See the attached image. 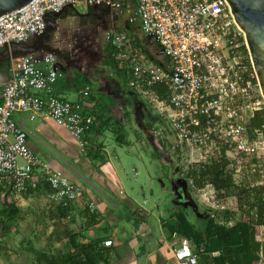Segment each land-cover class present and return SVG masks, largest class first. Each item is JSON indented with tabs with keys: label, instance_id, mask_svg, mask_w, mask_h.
I'll use <instances>...</instances> for the list:
<instances>
[{
	"label": "built area",
	"instance_id": "obj_1",
	"mask_svg": "<svg viewBox=\"0 0 264 264\" xmlns=\"http://www.w3.org/2000/svg\"><path fill=\"white\" fill-rule=\"evenodd\" d=\"M127 1L32 0L0 17V49L41 36L46 31L45 16L61 13L68 6L120 12ZM133 1L137 9L130 23L139 22L144 36L158 46L168 65L153 63L127 34L107 31L104 40L126 72L127 86L168 124L174 138L171 141L169 132L157 126L151 130L153 140L166 156L179 155L190 165L228 168L240 158L252 160L253 172L262 174L264 130H253L252 121L264 111V98L244 32L227 1ZM56 62L57 52L42 59L27 55L10 62L7 83L0 87V198L6 190L22 195L48 186L46 202L69 213L82 197L83 187L54 171L33 152L27 134L13 119L19 112L46 115L67 130L81 154H86L85 138L97 125L83 104L90 98V90L80 92L83 102L79 103L56 96L61 76ZM40 63L45 67L40 68ZM158 86L166 89L168 101L156 92ZM242 169H233V176L239 178ZM210 188L197 190L209 192L203 195L207 205L215 192ZM90 210H94L93 205ZM177 239L176 261L198 264L192 242L184 236ZM104 246L114 258L113 243L107 241Z\"/></svg>",
	"mask_w": 264,
	"mask_h": 264
},
{
	"label": "crops",
	"instance_id": "obj_2",
	"mask_svg": "<svg viewBox=\"0 0 264 264\" xmlns=\"http://www.w3.org/2000/svg\"><path fill=\"white\" fill-rule=\"evenodd\" d=\"M83 7L87 10L86 15H79L74 7L61 17L53 19L55 28L50 31L45 45L47 47L53 45L57 52V67L61 76L55 87L56 96L72 103H79L83 102L80 92L90 90V98L83 104L87 114L97 119V125L85 138L86 154H81L68 131L58 126L48 116L23 112L15 113L13 116L14 121L27 134L29 148L49 162L54 171L61 173L84 189L80 200L74 204L69 215L64 213L65 217L59 224L56 220L60 216L58 209L49 205L53 216L52 240L57 244L68 243V234H73L79 236L80 243L101 240L104 244L111 241L112 250L115 253L110 261L112 264H179L175 259L179 248L177 239L179 235L173 230L179 221L178 214L182 211L180 208L194 206V194L188 191V185L184 179L186 177L179 171L177 173L180 179L176 180L177 185L173 188V195L176 198L173 209L165 207L161 200H154L153 198L157 196L156 192H137L135 190L137 188L127 185L131 177L129 166L123 156L124 148L129 145V140L127 136L119 134H123L125 128L131 126L132 115L135 116V124L142 129L154 147L150 165L158 166L160 156H166L164 150L153 140L151 130L161 126L169 132L171 141L173 137L167 123L158 115H152L153 110L147 102L127 86L126 72L121 65L110 67L104 64L110 51V45L104 40V33L112 31L129 35L133 41H138L145 54L155 64H158L156 63L158 62L156 60L158 46L144 36L138 21L130 23L137 9L133 0H128L123 9L125 21H113L112 12L114 11L112 10ZM80 23L86 36L81 40L74 37L80 29L73 28ZM63 32L67 33V38L61 36ZM37 44L36 42L31 46L34 47ZM44 56L43 53L38 58L42 59ZM86 56L91 59H100L96 63H87ZM163 65L166 67L168 60ZM39 67L44 68V63H40ZM8 76L7 74V80ZM107 132H112L114 137L116 136L115 141L119 149L118 152L113 148L112 156L107 152L102 140ZM52 147L68 155L75 168L72 167L69 172L51 158L47 152H52ZM102 158L105 160L104 163ZM174 158L181 157L178 155ZM174 158L168 159L174 163ZM139 160L147 169L146 161L140 156ZM132 172L138 183V189L144 191L145 181L137 179L140 168L133 167ZM84 182L91 189H87ZM40 188L38 192H46V189L43 191ZM4 192H6L5 195L0 198L1 205L9 206L13 203L16 208L25 207L38 198L46 197L43 193L28 196L27 193L17 195L7 190ZM28 192L37 191L29 190ZM45 203H47L46 199ZM91 205L94 206L93 211L90 210ZM86 209L97 216V225L90 229L85 227ZM178 228L177 224L176 229ZM193 251L194 253L197 251L194 245ZM198 256V264H202L200 255ZM211 256L217 257L218 254L214 253Z\"/></svg>",
	"mask_w": 264,
	"mask_h": 264
},
{
	"label": "rangeland",
	"instance_id": "obj_3",
	"mask_svg": "<svg viewBox=\"0 0 264 264\" xmlns=\"http://www.w3.org/2000/svg\"><path fill=\"white\" fill-rule=\"evenodd\" d=\"M75 10L79 15L87 14V10L83 6L75 8ZM122 12L123 10L120 12H112L113 21H125L126 16ZM81 26V23L73 26L75 29H80L79 33H75V39L78 38L81 40L86 37ZM61 36L67 38L68 35L66 32H63ZM87 58L88 56H86L87 63H96L100 59ZM156 60L158 61L156 62L158 63L157 65L161 67L164 66L163 63L166 61V58L159 54V50ZM152 115L155 116L157 114L153 111ZM132 116L131 126L125 128L123 134H119L127 136L129 140V145L124 148L125 153L123 156L129 166V174L131 177V180L127 181V185L137 188L135 189L137 192H156L157 196L153 199L161 200L165 204V207L173 209L176 204L173 188L177 185L176 180L180 179L177 172L179 171L182 176L187 177L190 171L197 167V165H190L188 160L183 158H174V163H171L168 156H160L157 162L158 166L154 164L150 165L149 161L152 160L151 155L154 154V147L142 129L135 124V116ZM115 139L116 136L114 137L112 132H107L105 137L102 138L110 156H112L113 148L117 149ZM52 150V152L48 151L47 153H49L51 158L58 162L64 169L70 172L72 167L75 168L68 155L63 154L61 150L55 147H52ZM117 150L119 152V149ZM139 156L146 161L147 169L141 164ZM175 163L177 164L175 165ZM253 165L255 164L252 160L236 158L233 165L229 166L227 170L233 173V169L238 167L243 168L242 175L239 178L233 176L237 185L251 183L254 179H259L264 183V159L260 162L263 170L262 174L253 172ZM133 167L140 168V174L137 179L145 181L143 184L144 191H141L140 188L138 189V183L135 181L134 172H132ZM149 175H151V177ZM85 186L87 189H91L87 183ZM205 189L209 191L211 188L208 186ZM208 193L209 192H197L194 190L193 198L202 209L208 210L211 216H214V218L219 217L218 219L220 222L223 221V216L221 214L224 212H229L232 216H236V219L242 218V213L237 207L236 199L230 198L219 201L216 198V192H214L211 197L212 205H207L203 195ZM45 199L46 197H44V199L38 198L34 202L25 205V207L18 208L20 214L14 220L4 221L5 229L0 226V264H39L32 252L33 250L53 255L67 253L69 251L68 243L60 242L57 244L52 240L51 224L53 216L49 210V204L45 203ZM99 199L101 200V196H99ZM0 209H3L1 203ZM180 209L187 213L188 219L192 223L197 224V218L192 208H183L182 206ZM244 219L247 220V217H244ZM256 247L257 249L254 251L253 255L254 264H264V227H256Z\"/></svg>",
	"mask_w": 264,
	"mask_h": 264
},
{
	"label": "trees",
	"instance_id": "obj_4",
	"mask_svg": "<svg viewBox=\"0 0 264 264\" xmlns=\"http://www.w3.org/2000/svg\"><path fill=\"white\" fill-rule=\"evenodd\" d=\"M134 43L140 46L138 41H134ZM10 64L8 61L0 62V73L8 74ZM104 64L110 67L119 65L113 57L111 46ZM155 90L164 100L168 101L169 95L163 86H158ZM252 129L264 130V111L257 113L252 121ZM104 162L105 160L102 158V163ZM184 179L190 193L211 186L219 201L236 199L242 218L236 219V216L224 212L221 214L223 221L220 222L219 217L214 218L208 210L202 209L195 201L194 206H190V208L196 215L197 224L188 219L186 212L180 211L179 221H177L179 228L176 229V224L174 233L184 236L192 242L197 249V255H200L202 264H254L253 255L257 249L256 227H264V183L259 179H254L251 183L237 185L233 173L229 172L226 166L215 165H199L191 170ZM40 189L43 191L46 189V192H38V189L37 192H27V195L46 194L50 191L48 186ZM58 212L60 216L56 220L59 224L68 213L63 209H58ZM19 214L20 210L16 208L15 204L4 205L3 209H0V226L4 227V221L14 220ZM84 217L87 221L86 229L97 225V216L90 213L89 209H86ZM244 217H247V220ZM78 237V235L68 234L69 251L67 253L53 255L35 250L32 252L39 264H112L109 250L105 248L101 240L80 243ZM214 253H217L218 256L212 257L211 255Z\"/></svg>",
	"mask_w": 264,
	"mask_h": 264
},
{
	"label": "water",
	"instance_id": "obj_5",
	"mask_svg": "<svg viewBox=\"0 0 264 264\" xmlns=\"http://www.w3.org/2000/svg\"><path fill=\"white\" fill-rule=\"evenodd\" d=\"M32 0H0V17L20 10ZM230 6L233 18L245 35L249 55L257 74L262 96L264 98V0H226ZM74 9L68 6L58 14H48L46 19V31L38 37H34L20 45L5 46L0 49V62H11L12 60L27 56H42L54 53L45 42L50 31L55 28L54 18L61 17L67 11ZM38 43L32 47L34 43ZM7 83V74L0 73V85Z\"/></svg>",
	"mask_w": 264,
	"mask_h": 264
},
{
	"label": "flooded vegetation",
	"instance_id": "obj_6",
	"mask_svg": "<svg viewBox=\"0 0 264 264\" xmlns=\"http://www.w3.org/2000/svg\"><path fill=\"white\" fill-rule=\"evenodd\" d=\"M48 48H49V49H51V50H53L54 52H56V49L54 48V46H53V45L49 46ZM56 64L58 65V59H57V62H56Z\"/></svg>",
	"mask_w": 264,
	"mask_h": 264
}]
</instances>
